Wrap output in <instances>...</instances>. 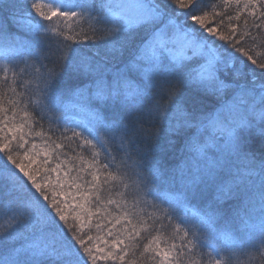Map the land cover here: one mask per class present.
Returning a JSON list of instances; mask_svg holds the SVG:
<instances>
[{
  "label": "snow or ice",
  "instance_id": "snow-or-ice-1",
  "mask_svg": "<svg viewBox=\"0 0 264 264\" xmlns=\"http://www.w3.org/2000/svg\"><path fill=\"white\" fill-rule=\"evenodd\" d=\"M0 53V264L264 249V0H0Z\"/></svg>",
  "mask_w": 264,
  "mask_h": 264
},
{
  "label": "trees",
  "instance_id": "trees-1",
  "mask_svg": "<svg viewBox=\"0 0 264 264\" xmlns=\"http://www.w3.org/2000/svg\"><path fill=\"white\" fill-rule=\"evenodd\" d=\"M206 3H215L216 0H205ZM2 55V53H0ZM3 73L0 72V75ZM11 73H9L10 75ZM225 226V221H221L218 227ZM233 237L237 240L244 242V248L235 254L229 253L227 264H264V249L257 251L259 247L260 237L258 234L252 236L249 239V234L242 230V228L235 222L228 225ZM209 243L213 244L217 248H224L225 244L222 239H220L216 234H213L209 238Z\"/></svg>",
  "mask_w": 264,
  "mask_h": 264
}]
</instances>
